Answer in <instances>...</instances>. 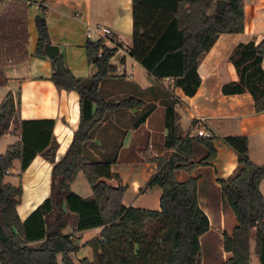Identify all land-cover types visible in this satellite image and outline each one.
<instances>
[{"label": "trees", "instance_id": "16d2710c", "mask_svg": "<svg viewBox=\"0 0 264 264\" xmlns=\"http://www.w3.org/2000/svg\"><path fill=\"white\" fill-rule=\"evenodd\" d=\"M131 4L128 55L149 77L172 79L173 86L180 87L186 96L196 92L200 84L197 65L217 36L241 33L244 29L243 0H226L219 12L216 0H131ZM25 10L24 1L12 0L0 13V42H18L13 47L4 46L0 53L13 56L12 51L22 48L26 38ZM45 15L46 9L41 7L35 17L38 38L34 55L38 57L46 56L44 46L50 43ZM84 47L95 66L87 77L73 75L61 53L50 59V79L54 85L73 90L79 97L78 127L58 160H55L53 120L20 119L18 93L8 92L0 102V138L11 126L19 134V139L0 154V264H75L70 254L78 246L73 244L70 234L61 233L69 213L76 215L75 231L101 227L99 236L84 244L91 248L92 259L83 257L79 264H201L199 238L209 230V219L198 204L196 177L180 182L175 172L184 169L190 173L196 165L213 160L216 156L213 137L182 136L173 107L177 99L171 96L164 106L168 129L164 147L173 151L164 156H146L156 165V171L144 190L155 187L161 190L159 209L124 206L121 200L125 187L106 182L113 177L110 167L116 162L118 151L109 159L98 161L91 158L86 146L104 118L116 111L140 107L142 101L134 95L106 100L99 90L100 84L110 77H120L114 74L116 68L110 63L115 49L107 47L104 38H89ZM263 55L264 37L257 44H238L230 57L237 80L221 87L225 95L249 92L255 112L264 110ZM149 112L141 113L136 125ZM222 140L236 153L238 171L228 180L218 179L222 200L236 219L231 234L222 233V247L230 257L221 264H252L249 240L255 238V252L259 255L264 233V204L259 190L264 165L249 159L246 136L228 135ZM195 142L206 149L197 162L192 161ZM44 151L52 164L50 195L21 221L16 206L22 187L5 181L6 172L14 160L19 161L20 171H24ZM79 172L91 188L88 198L71 190Z\"/></svg>", "mask_w": 264, "mask_h": 264}, {"label": "crops", "instance_id": "0c3cea01", "mask_svg": "<svg viewBox=\"0 0 264 264\" xmlns=\"http://www.w3.org/2000/svg\"><path fill=\"white\" fill-rule=\"evenodd\" d=\"M22 1L26 6L24 20L26 38L21 49L17 47L12 51V60L9 59L10 62L7 60L10 64L0 63V102L8 92L18 93L20 119H52L54 122L52 135L57 143L55 160H58L70 145L73 132L78 127L79 97L73 90L57 88L50 79L52 73L50 59L34 55L38 38L35 17L41 7L46 9L45 20L49 41L59 47V53H64L68 62L70 54L76 53L83 57L86 40L93 37L97 39L93 32L88 37V30L102 26L111 32L105 45L111 47L116 44L122 45V48L119 47L112 56L110 63L114 65L116 58L123 65L127 57L133 64L143 68L127 53L131 45L132 4L131 0ZM243 1V31L217 36L197 65L200 84L194 95L186 96L180 87L173 86L170 78L157 80L149 77L144 68V75L125 73L127 81L110 77L100 84L99 90L108 101H117L130 95L142 101L140 107L116 111L104 118L94 130L91 142L86 146L91 158L98 161L109 159L116 150L118 151L116 162L110 167L113 177L106 179V182L111 186L125 187L121 200L124 206L159 209L161 190L159 188L144 190L146 183L156 171V165L149 162L146 156H164L173 151L164 147L168 134L164 106L170 102L171 96H174L177 101L173 107L180 134L195 137L196 130L204 127L212 134L216 149L213 160L207 164L196 165L190 173L184 169L176 170L175 177L180 182L190 176L196 177L198 204L209 219V229H215L218 235V231H228L229 227L233 229L236 226H232L233 224L226 226L225 209L217 195V190L221 195L218 179H230L238 171L236 153L223 142V137L246 136L249 159L254 164L264 165V110L254 111L253 98L249 92L225 95L221 91L224 83L237 80L235 68L228 60L232 49L240 43L257 44L264 37V0ZM11 2L12 0H0V13ZM123 34L126 36L125 41L122 40ZM16 43L18 42L13 41L10 44L0 42V49H4L6 45L13 47ZM114 66L119 71L116 65ZM261 67L264 69V55ZM70 71L76 77L90 75L86 68L79 74L78 71L82 70H76L71 65ZM118 83L129 85L131 91L123 95V92L118 90ZM147 110H150L148 116L142 123L136 125L138 116ZM2 138H7V141L6 144L0 145L1 154L8 145L19 139V134L11 127L0 140ZM205 152V147L195 142L192 161H199ZM45 154L46 151L37 154L22 172L19 161L14 160L5 177V181L19 183L22 187V194L16 206L21 221L50 195L52 164L46 159ZM80 174L86 184L79 177ZM76 180H79L78 183ZM71 190L83 198H88L92 194L81 172L72 181ZM259 190L264 204V178L259 182ZM63 209L67 210L65 204ZM68 217L72 221H67L61 233L70 234L73 244L78 246V250L71 253L70 257L75 264H79V259L83 257L91 260L92 250L84 244L87 240L98 237L101 227L75 231L76 215L69 213ZM85 234L91 236L84 238ZM82 251L85 255L77 258Z\"/></svg>", "mask_w": 264, "mask_h": 264}, {"label": "rangeland", "instance_id": "374dc122", "mask_svg": "<svg viewBox=\"0 0 264 264\" xmlns=\"http://www.w3.org/2000/svg\"><path fill=\"white\" fill-rule=\"evenodd\" d=\"M243 4H244V1H243ZM95 39L96 38H94V37L92 38V40H95ZM107 40H108V38L104 37V43L105 44H106ZM122 40L123 41L126 40V36L124 34L122 35ZM107 47L114 48L115 49L114 55H115L118 48L119 47L122 48V45L116 44V45H113L112 47L111 46H107ZM233 52H234V48L232 49V51L230 52V54L228 56L229 61H230V57L232 56ZM62 55H63V58H64L66 65L68 66L69 69H70V65H71L73 68H76V70H82V71H78L79 74H81L80 72H84L85 68L87 69L86 72H88V74H92L95 71V66L93 65L92 61L88 57L86 51H84V54H82L83 57H81V55H78L76 53L70 54L69 55V58H70L69 62L70 63L66 59V55L64 53H62ZM0 57H1L0 63L3 62L4 64H7L8 63L7 60H9V59L12 60V56L5 54L4 51L0 53ZM113 63H114V65H116L117 69L119 70V71L116 70L114 73L115 75L120 76V77H118L119 81H127V80H125L126 74H129L131 72L135 76L140 75V74L144 75V73H145L143 68H141L137 64H133V62L127 57H126V62L123 65H121V63L116 58H114ZM8 64H10V63H8ZM87 76H85V77H87ZM117 87H118L119 91L123 92V95L126 94L127 92L129 93L131 91V88L129 87V85H126L124 83L123 84L118 83ZM118 96H120V95H118ZM11 127L13 129V126H11ZM6 141H7V138H2L0 140V145L6 144ZM9 171L10 170L8 169L6 173L8 174ZM79 177L81 179H83L84 183L86 184L85 179L83 178V176L81 174L79 175ZM78 181L79 180H76V183H78ZM155 189H157V188L155 187ZM217 195L220 198V200L222 201V204L224 207L223 209H225V215L227 218L226 226H228L229 224H233L232 226L236 225V220H235V217H234L232 211L230 210L228 205H226V203L223 202L222 197L219 194L218 190H217ZM67 221H70L69 217H67ZM224 231L227 232L228 234H230L232 231V227H229L228 231L227 230H224ZM224 231H218L219 234L217 235L216 230L212 228L200 236L199 241H200V262H201V264H220L221 262L225 261L228 257H230V253L226 254L222 248V233ZM90 236H91V234H85L84 238H89ZM249 246H250V261H251V263L252 264H259L258 254L255 252V238L254 237L250 238ZM84 255H85V253H84V251H82L81 253H79V255H77V258H80Z\"/></svg>", "mask_w": 264, "mask_h": 264}, {"label": "water", "instance_id": "95a60500", "mask_svg": "<svg viewBox=\"0 0 264 264\" xmlns=\"http://www.w3.org/2000/svg\"><path fill=\"white\" fill-rule=\"evenodd\" d=\"M226 0H216V11L219 12L224 8ZM44 53L49 59L59 54V47L54 44H46L44 46ZM259 264H264V233L261 236L260 252L258 255Z\"/></svg>", "mask_w": 264, "mask_h": 264}, {"label": "built area", "instance_id": "2783aa9c", "mask_svg": "<svg viewBox=\"0 0 264 264\" xmlns=\"http://www.w3.org/2000/svg\"><path fill=\"white\" fill-rule=\"evenodd\" d=\"M91 32L95 33L97 38H104L107 37L111 32L110 29L107 27L102 26H96L93 29L88 30L87 36L89 37L91 35ZM10 62V60H8ZM195 136L201 137V138H210L212 137V134L206 130L204 127H200L196 130Z\"/></svg>", "mask_w": 264, "mask_h": 264}]
</instances>
